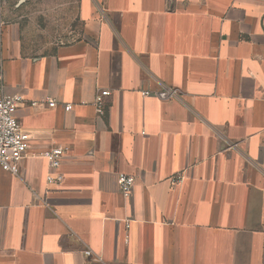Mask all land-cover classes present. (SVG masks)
Wrapping results in <instances>:
<instances>
[{"label":"crops","instance_id":"obj_1","mask_svg":"<svg viewBox=\"0 0 264 264\" xmlns=\"http://www.w3.org/2000/svg\"><path fill=\"white\" fill-rule=\"evenodd\" d=\"M0 86L31 139L0 264H264V0H0Z\"/></svg>","mask_w":264,"mask_h":264},{"label":"built area","instance_id":"obj_2","mask_svg":"<svg viewBox=\"0 0 264 264\" xmlns=\"http://www.w3.org/2000/svg\"><path fill=\"white\" fill-rule=\"evenodd\" d=\"M111 91L103 89L97 92L95 103L97 112L104 113L105 97L109 96ZM144 96L155 95L160 99H173L180 95V91L174 87H163L160 90L153 91L150 89L142 90ZM20 94H8L0 86V170L10 171L18 174L20 163L24 155L30 148V134L21 125L17 111L18 103L22 100ZM46 102L54 106L56 99L48 98ZM36 105L37 101H32ZM66 111L72 109L71 104L64 106ZM66 155V148L60 145H51L44 152L43 157L46 159L49 172L46 175V181L49 185H59L65 180V175L61 171L63 159ZM135 176L129 173H119V181L124 196L128 197L132 193L135 185ZM87 254H91L87 251Z\"/></svg>","mask_w":264,"mask_h":264},{"label":"rangeland","instance_id":"obj_3","mask_svg":"<svg viewBox=\"0 0 264 264\" xmlns=\"http://www.w3.org/2000/svg\"><path fill=\"white\" fill-rule=\"evenodd\" d=\"M38 9H39L38 7H31V10H30V11H36V10H38ZM39 11H41V13H42V9L39 10ZM35 14H36L38 17H43L42 14H41V15H40L39 13H35ZM58 35H59L58 29H53V31H52L50 37H51L53 40H56V39H58Z\"/></svg>","mask_w":264,"mask_h":264}]
</instances>
